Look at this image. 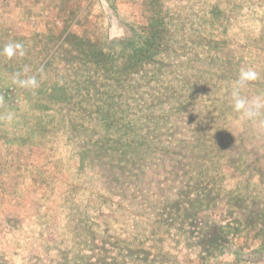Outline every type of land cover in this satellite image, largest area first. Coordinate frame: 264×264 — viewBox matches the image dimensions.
Instances as JSON below:
<instances>
[{
  "label": "rangeland",
  "instance_id": "obj_1",
  "mask_svg": "<svg viewBox=\"0 0 264 264\" xmlns=\"http://www.w3.org/2000/svg\"><path fill=\"white\" fill-rule=\"evenodd\" d=\"M12 41L0 264H264V0H0Z\"/></svg>",
  "mask_w": 264,
  "mask_h": 264
},
{
  "label": "clouds",
  "instance_id": "obj_2",
  "mask_svg": "<svg viewBox=\"0 0 264 264\" xmlns=\"http://www.w3.org/2000/svg\"><path fill=\"white\" fill-rule=\"evenodd\" d=\"M0 55L9 59L13 56H24V45L16 41L8 42L0 49ZM256 77L257 74L254 71L242 70L232 91L234 110L240 112L245 119L257 118L262 114V109H264V102H261L259 98L249 101L240 96V89L245 87L249 81L255 80ZM17 82L25 88L36 89L39 87V81L35 76L23 80L18 79ZM9 119H11V116H9Z\"/></svg>",
  "mask_w": 264,
  "mask_h": 264
}]
</instances>
